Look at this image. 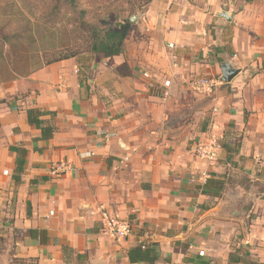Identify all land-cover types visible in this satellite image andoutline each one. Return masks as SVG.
<instances>
[{
  "label": "crops",
  "instance_id": "crops-1",
  "mask_svg": "<svg viewBox=\"0 0 264 264\" xmlns=\"http://www.w3.org/2000/svg\"><path fill=\"white\" fill-rule=\"evenodd\" d=\"M170 2L179 14L163 17L153 2L120 56L0 82V264H264V70L230 60L236 38L210 50V14ZM225 63L240 70L229 83ZM218 66L211 95L189 88ZM29 109L54 114L43 117L50 140ZM211 137L222 148L208 163L193 149ZM58 163L71 169L54 176ZM211 178L225 182L220 198L200 193ZM102 210L129 221L131 235L103 234ZM142 244L154 245L153 263L130 261Z\"/></svg>",
  "mask_w": 264,
  "mask_h": 264
},
{
  "label": "rangeland",
  "instance_id": "rangeland-1",
  "mask_svg": "<svg viewBox=\"0 0 264 264\" xmlns=\"http://www.w3.org/2000/svg\"><path fill=\"white\" fill-rule=\"evenodd\" d=\"M76 1L78 5L73 8L68 0H0V82L8 77V66L15 65L19 71L27 72L36 66L53 63L67 53H76L77 59L92 57L94 61H107L110 58L103 55L90 56L87 26L82 18L89 22V25L97 24L100 27L125 20H130L133 26L157 0L144 8L140 7V0ZM160 2L159 14L163 17L165 13H176V16L179 14L177 4L173 7L174 2ZM175 2H179L181 8L188 4L195 5L210 14L206 26V35L211 38L207 40L210 50L215 48L214 45L224 47L231 44L236 38V42L241 44L237 43V51L235 50L239 58H235V52H232L230 60L235 59V62L243 63L244 69H251V72L264 70V0ZM166 5L170 8H165ZM175 18H169L171 25L177 21L178 18ZM161 19L157 23L161 22ZM257 51L261 52L256 53ZM255 53L259 58L251 56ZM252 61L257 64L249 68ZM219 72L216 78L208 75H202L200 78H214L219 85L222 83L221 69Z\"/></svg>",
  "mask_w": 264,
  "mask_h": 264
},
{
  "label": "trees",
  "instance_id": "trees-1",
  "mask_svg": "<svg viewBox=\"0 0 264 264\" xmlns=\"http://www.w3.org/2000/svg\"><path fill=\"white\" fill-rule=\"evenodd\" d=\"M71 3V7L76 8L77 1L76 0H68ZM155 0H140V7L144 8L148 6ZM83 15L85 12L82 13ZM82 21L85 22L87 26L88 32V41H89V52L90 56L93 55H103L106 58H112L120 56L123 53V46L129 33L132 24L130 20H125L123 22L116 21L114 24L107 25L105 27H100L97 24H88L84 18ZM223 48L217 47L215 48V52H221ZM72 58H77L76 53H67L63 55L59 60L54 61L59 62L62 60H68ZM85 62L84 64L87 66L90 62L94 61L92 57H87L85 60L80 59ZM52 64V63H49ZM48 64V65H49ZM45 66V65H44ZM42 66H36L32 71L41 68ZM88 68V67H87ZM8 77L5 80H13L15 79L14 75L18 74L22 76H27L31 71H19L15 65L8 66ZM85 74V72H84ZM54 114L49 112H44L39 109H29L27 110V117L29 123L31 125H37L41 128L42 131V139L50 140L54 134V126L49 121L43 119L44 116H53ZM226 148V147H225ZM23 157L25 156V151L23 152ZM25 165L24 159H18L17 168L19 171H23V167ZM225 189V182L221 179L211 178L208 179L206 184L202 187H199L201 194L207 195L214 198H220ZM154 245H138L137 247L129 250V258L132 263H140V262H149L153 263L156 259L154 256ZM237 252H235L236 254ZM247 256V255H246ZM240 259L236 258L235 255H231V262H239ZM245 264H258L251 260L244 259Z\"/></svg>",
  "mask_w": 264,
  "mask_h": 264
},
{
  "label": "built area",
  "instance_id": "built-area-1",
  "mask_svg": "<svg viewBox=\"0 0 264 264\" xmlns=\"http://www.w3.org/2000/svg\"><path fill=\"white\" fill-rule=\"evenodd\" d=\"M169 46L172 48L174 45ZM145 76L148 77V75ZM188 84L191 90L206 94L213 93L215 88L218 86L216 79L206 77L189 80ZM168 96L169 93L164 92V97L166 98ZM221 148L219 140L211 137L207 140L198 141L195 144L193 151L198 158L205 160L208 163H212L217 160V156ZM70 169L69 165L65 163H58L53 167L52 174L57 176L68 172ZM100 223L103 234L115 241L124 240L132 233V226L129 221L113 216L107 210H102L100 212ZM2 226V222L0 221V229Z\"/></svg>",
  "mask_w": 264,
  "mask_h": 264
},
{
  "label": "water",
  "instance_id": "water-1",
  "mask_svg": "<svg viewBox=\"0 0 264 264\" xmlns=\"http://www.w3.org/2000/svg\"><path fill=\"white\" fill-rule=\"evenodd\" d=\"M222 71H223V76H222L223 83L231 82L240 72L239 69L233 68L228 63L222 65Z\"/></svg>",
  "mask_w": 264,
  "mask_h": 264
}]
</instances>
